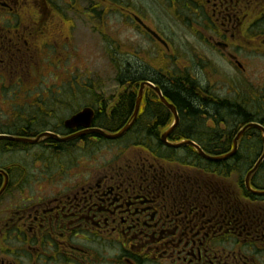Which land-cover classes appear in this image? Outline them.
Here are the masks:
<instances>
[{
	"label": "flooded vegetation",
	"instance_id": "obj_1",
	"mask_svg": "<svg viewBox=\"0 0 264 264\" xmlns=\"http://www.w3.org/2000/svg\"><path fill=\"white\" fill-rule=\"evenodd\" d=\"M72 1V10L81 6L83 16L96 26L109 22L104 16L107 7L117 22L125 18L141 30L140 22L154 28L145 10L132 0ZM160 1L170 8L191 10L203 23V39L214 45L215 53L236 66L235 60L241 62L245 26L261 0ZM106 2L110 6L103 7ZM117 2L125 5L123 13L115 9ZM60 3L0 0V61L16 59L21 42L27 43L20 9L27 10L34 23L33 11L45 5L49 16L42 25L51 26L56 18L65 21ZM258 20L259 13L249 23L259 25ZM3 63L0 91L5 87L19 91L17 73ZM238 68L245 70L243 65ZM147 80L163 93L169 89L164 78L122 70L120 90L109 105L101 100L84 105L95 112L90 132L68 126L67 120L78 110L59 117L47 109L44 99L60 95L63 86L42 90L23 85L43 92L33 96L27 114H21L16 102L10 115L1 110L0 136L14 140L0 139V264H264V134L254 127L242 132L250 123L264 127V116L244 110L240 125L231 128L218 119L217 108H222L220 113L238 112L226 109L234 104L213 96L210 85L185 99L189 126L195 129L194 115L205 113L202 118L213 131L211 140L196 144L224 160L208 161L193 147L174 149L164 144L162 137L173 118L162 105L168 113L161 112L156 93L146 90L130 130L143 139L142 146L128 155L125 165L109 160L87 164L91 158L99 159L102 136L95 131L106 130L100 122L133 121L140 84ZM170 102L181 106L179 101ZM4 117L11 125H5ZM181 125L182 118L168 144L188 139L187 131H179L188 126ZM16 156L23 160H14Z\"/></svg>",
	"mask_w": 264,
	"mask_h": 264
},
{
	"label": "rangeland",
	"instance_id": "obj_2",
	"mask_svg": "<svg viewBox=\"0 0 264 264\" xmlns=\"http://www.w3.org/2000/svg\"><path fill=\"white\" fill-rule=\"evenodd\" d=\"M132 1L145 10L150 24L168 42L169 50L163 49L138 26L127 23V19L117 22V17L109 13L107 7L104 16L109 17V22L96 26L83 16L81 6L72 10V0H61L60 16L65 21L56 16L57 20L51 26L41 25L36 29V23H32L25 12L27 10L23 8L18 16L30 20L22 24L28 28V34L24 36L28 44L21 42L20 53L13 65L21 83L42 89L64 86V92L44 101L48 110L59 117H66L93 101L91 94L109 103L112 95L120 90L117 80L124 69L132 68L138 74L147 72L150 76L166 80L170 74H185L204 87L210 85V93L218 99L228 100L234 105H246L247 111L264 116V37L262 40L256 38L259 32L263 33L258 26L253 32L250 31L253 27L247 29L258 13L254 12L253 18H249L245 26L246 38L239 50L245 70H240L228 57L216 54L214 45L207 43V38L206 41L203 39V23L198 22L191 10L170 8L159 0ZM104 5L110 6L108 2ZM122 7L125 5L117 2L115 9L122 12ZM33 12L41 23L49 16L45 5L41 6L40 11ZM67 17L74 20L69 22ZM39 94L34 92L35 96ZM30 95L33 92H22V98L16 102L22 106V114H27L25 109L31 103L27 101ZM10 96L11 92L0 91V113L4 109V116L10 115L14 107V103L7 102ZM4 121L6 126L11 125L7 117H4ZM229 122H232V118H227V124ZM131 137L126 136L107 146L101 143L100 153L96 156L99 159L91 158L87 164H103L108 160L127 164L128 155L136 151H129V146L134 145ZM85 157L90 158V154ZM16 159L23 160L21 156H16Z\"/></svg>",
	"mask_w": 264,
	"mask_h": 264
},
{
	"label": "trees",
	"instance_id": "obj_3",
	"mask_svg": "<svg viewBox=\"0 0 264 264\" xmlns=\"http://www.w3.org/2000/svg\"><path fill=\"white\" fill-rule=\"evenodd\" d=\"M259 24H260L259 31L263 32L260 34L264 35V18L260 21ZM165 83L169 87L168 89L169 91L166 90V92H164L165 97H167L170 101H174L175 103H177L178 101L180 102L181 106H179L177 109L182 118L181 126L182 127L188 126L186 128H180L179 131H182L181 133L187 131L186 133L188 135V139L190 140H193L198 143H203V144L208 143L211 140L209 135L212 134L213 131H210L209 129L205 127L206 121H204L202 118V116H206L205 113L197 112V115H194L195 117H197V120H195V129H192L189 126L191 125V121L189 120V117L191 116V114L189 113L190 108H189V105L185 103V99H191V96H193L194 92H196L195 90L200 89L199 83L194 81L192 78H189L185 74H181V75L170 74V76L165 81ZM149 99L152 100L153 98L149 97ZM197 99L201 100L199 97ZM155 101L158 102V98H155ZM158 104L160 107H162L159 102ZM122 106H123L122 107L123 110H128V105L126 107L124 105ZM246 108H248L246 105H231L227 107L226 109L228 110L236 109L237 112H243L244 110H246ZM217 110H218V113L216 116L218 117V119L220 118L222 120L223 117L220 113L222 108H217ZM161 112H163L164 114L168 113V111L164 107H162ZM243 114H246V113L244 112ZM100 125L104 128H107L108 130L115 131V130L122 128L125 125V123L118 121L113 124L111 122H108L107 124H100ZM189 133L192 135H190ZM135 137L139 141L138 144L141 145L143 143V139L140 136H137L136 134H135ZM179 140H181V138L176 139V141H179ZM206 147H207V150H211L209 146H206Z\"/></svg>",
	"mask_w": 264,
	"mask_h": 264
},
{
	"label": "water",
	"instance_id": "obj_4",
	"mask_svg": "<svg viewBox=\"0 0 264 264\" xmlns=\"http://www.w3.org/2000/svg\"><path fill=\"white\" fill-rule=\"evenodd\" d=\"M149 32H151L158 40H160L162 43H164L154 32L150 31L148 29ZM150 87V88H153L157 93H158V96L161 100V102L173 113L174 117H175V124L173 125V127L168 131V133H166L164 136H163V141L166 142L167 140V137L178 127L179 125V122H180V119H179V116H178V113L176 111V108L171 105L167 100L166 98L162 95L161 91L158 89V88H155L152 84L150 83H146V84H143L142 85V90H141V94L137 100V108H136V112H135V115H134V118L137 117L138 115V112H139V108H140V104H141V100H142V93H143V90L145 87ZM93 118H94V112L92 109L90 108H85L84 110H82L81 112H79L77 115H75L74 117H72L70 120H68V126H74V127H83V128H90L92 126V122H93ZM132 124L130 125H127L121 132L117 133V134H114V135H107L105 134L103 131H99V133H101V135H103L104 137H106L107 139H110V140H115V139H118L120 137H122L130 128H131ZM258 128L260 129L263 133H264V128L258 124H250L248 125L245 129L247 130L248 128ZM243 131V132H244ZM186 145H191V146H194L199 152L200 154L210 160V161H221L223 160L224 158H219V157H209L207 156L206 154H204V152L198 147L196 146L193 142L191 141H187V142H183V143H180V144H176V145H173L174 147H182V146H186Z\"/></svg>",
	"mask_w": 264,
	"mask_h": 264
},
{
	"label": "bare ground",
	"instance_id": "obj_5",
	"mask_svg": "<svg viewBox=\"0 0 264 264\" xmlns=\"http://www.w3.org/2000/svg\"><path fill=\"white\" fill-rule=\"evenodd\" d=\"M238 113H234L232 111H228L227 113H225V115H223V119L226 120V121H227V118L228 119L232 118V122L228 123L231 128L235 127L237 125H240V123H241L239 120H240V117H242L241 114H243V113H240V112H238ZM235 118H237L238 120H235ZM243 125L244 124H241V126H243Z\"/></svg>",
	"mask_w": 264,
	"mask_h": 264
},
{
	"label": "clouds",
	"instance_id": "obj_6",
	"mask_svg": "<svg viewBox=\"0 0 264 264\" xmlns=\"http://www.w3.org/2000/svg\"><path fill=\"white\" fill-rule=\"evenodd\" d=\"M111 255H115L116 253L115 252H113V253H110Z\"/></svg>",
	"mask_w": 264,
	"mask_h": 264
}]
</instances>
